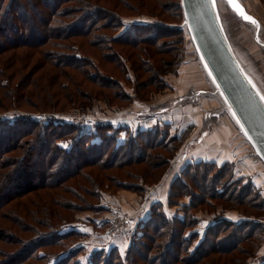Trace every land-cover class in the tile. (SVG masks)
Returning <instances> with one entry per match:
<instances>
[{
    "label": "trees",
    "instance_id": "trees-1",
    "mask_svg": "<svg viewBox=\"0 0 264 264\" xmlns=\"http://www.w3.org/2000/svg\"><path fill=\"white\" fill-rule=\"evenodd\" d=\"M121 1L123 2V0H117V4H121ZM262 1L264 2V0ZM171 4L174 11L172 10L173 7H170L169 13L166 14H175L176 17L181 15L178 1ZM111 7H114V4ZM13 11L14 16L7 14L13 13ZM122 17L123 15L120 13L102 4H93L87 0H0V54L13 48V46L25 45L33 48L47 46L40 50V54L43 55L42 63L46 66L57 67L59 71L66 73L63 77L74 86L73 90L69 92L70 96L67 102L76 106L83 103L87 105L92 95L90 93L80 94V91L77 90V86L80 84L79 76H83L85 69L88 70L90 65L93 67V64L88 65V61L82 56L81 48L83 46L91 48L101 46L100 48L103 49L105 57L108 60L113 59L110 60L115 63L113 68L119 67L120 70L124 67L122 66L123 63L121 64V61L117 59L118 53H115L112 46L103 45L105 41L117 45L127 43L131 46H146L150 48V51L145 48L139 49L146 57L143 70H151L152 73L159 75L170 72V70L158 69L153 63L154 61H150L152 57L155 54L163 53L165 51L164 46L169 45V43L174 46L179 45L180 50L183 47L184 32L181 29L173 28V23L164 19L159 21L160 23H134L131 25L130 31L121 32ZM109 29H114L113 32H117L111 36L102 32ZM153 30L154 32H152ZM158 30L168 31V33L160 35L157 32ZM170 34L171 36L175 34L174 36L177 38L168 42L163 37L170 36ZM177 35H179V38ZM76 38L79 40H74ZM80 38L83 41H80ZM109 55L112 57H109ZM172 55V59L166 60L169 61L168 64L163 63L165 60L162 58L157 61L161 62V65L171 66L176 60L180 59L182 52L177 54L174 52ZM130 56L128 55L129 58ZM90 57L92 58V55ZM29 62L30 60L24 61V65L27 66ZM137 68L133 67L135 71ZM110 69L111 67H107L108 71ZM104 72L107 74L105 79H102V77L100 80H95V73H90L85 78L98 81L96 84L111 91L114 90V86L118 88L117 80L111 81L113 77L112 70L109 72L104 70ZM107 79L108 81H103ZM48 81L49 79H46V82ZM112 95L114 93L107 95L105 93L106 101L112 100V98H108ZM76 98L82 99L83 103L76 102ZM7 112L9 110L0 113L4 115ZM47 112L49 113V111L37 112V115L43 116ZM38 118L40 119L36 117L28 119L30 121H27V132H23L25 129H20L16 124L22 122L20 119L27 120V117L21 116L12 122L5 120L7 124L3 126L6 127L2 126L4 129H0V243L7 247L16 246L14 250H8L6 247L0 246V264H42L51 253L42 250L45 245L60 244L64 247V239L70 236L77 238L80 236L81 233L74 228L63 230L68 223H71V221H67L71 218L69 211L75 209L72 200L66 199L70 195L73 199L84 201L85 197L81 195V190L98 198L97 191L102 189L100 188V182L103 178L98 177L101 174L100 171L96 174V178H92L89 172H81L83 167L96 165L97 168L103 170L115 169L116 172H113V176H110L108 180L111 184H113L112 180L116 181L114 185L117 190L122 188L137 190L136 192L143 195L146 187L160 180L175 156L179 143H182L180 140L184 139L179 140L180 136L175 133L171 134L169 124L165 121V124L139 128L134 133L130 132L124 124L115 127L111 123L101 122L96 126V132L98 131L101 134L97 140L93 139L95 138L93 131L82 129L78 124L55 119L53 116V120L51 119L53 122L49 120L47 123L43 121V117ZM123 129L127 131L125 138L123 141H118L119 132ZM21 133L30 134V140L18 144L16 139L22 135ZM187 134L186 131L183 137H186ZM43 136H46V138H42ZM11 138H13L12 142L9 141ZM58 138L70 139L71 145L63 149L56 142ZM36 145L43 147L45 151L42 152V157L39 159L36 157L29 163L26 157L31 153V148L34 149ZM24 146V151L7 157L4 156L6 153H12ZM84 147L90 153L98 150L97 154L95 156L90 155L82 162L78 161L70 167L71 160H79V157H82L81 152L85 149ZM38 153L39 157L40 152ZM58 158L59 160L62 158L64 161H58L52 166L55 159ZM38 160L39 163L47 164L42 171L32 166H37ZM213 169L216 171L209 179L208 173L212 172ZM231 170L230 164L226 162L216 164L213 161L200 160L186 163L180 173L172 180L166 203L161 201L151 203L149 216L141 220L139 223L140 230L135 231L136 233L131 236V242L126 249V256L122 257L123 260L126 259L128 263L132 262L134 264H141L143 260L149 261L146 264H151V261H153L152 264H176L179 262L195 264L213 254L208 264H233L234 262L250 264L249 258L253 257L261 246V236L258 234H262L263 229H259L261 226L257 220L264 216V202L261 197H258V193H250L255 190L253 185L250 184L251 182L243 183L242 178L231 180ZM199 172H202L201 176H204L202 179L207 183L206 190L201 187L200 191L206 192V195L195 197L188 191L194 199L191 198L190 202L180 205V196L183 197L187 193L185 186L189 183V180L194 182ZM78 176L86 182H91V184L95 182V186L87 191L85 189L87 187L84 188V183L79 182V180L69 183L72 178ZM125 176L128 179H125ZM244 178L249 179L247 176ZM32 179H35V181H32ZM131 179H134V181ZM238 182L242 183L239 193L235 192L238 186L228 190L231 184ZM219 184H222L221 189L217 187ZM30 193L33 194L30 195ZM111 193L113 192L111 191ZM14 198H17L14 200L15 202L10 203ZM211 200L229 201L235 207L244 205L255 209L258 213L254 216H246L242 213L243 216L241 217L243 218L239 220L224 218L220 215L212 216V219L215 220L214 223L207 227L205 234H202L200 238L197 232L192 229L199 219L194 215V212L197 205L209 206L208 201ZM85 201L87 203V200ZM165 204L168 207L179 205L180 208L177 207L176 214L168 215ZM4 206H6L5 209H3ZM93 207L102 206L93 205ZM223 208H228V206ZM64 209L67 212L60 211ZM180 210L184 213L183 216L179 215ZM45 219L49 221L45 223L43 221ZM31 222L35 224L37 222L42 227L31 229ZM178 227L181 228L178 229ZM188 228L190 229L186 230ZM27 231H31L33 235L27 237L21 234ZM211 231L213 232L211 233ZM211 236L212 238L216 237V242L212 241L206 247L207 240ZM149 240L156 241L153 245V251L152 245L148 242ZM257 240L260 244H257ZM194 241H196L195 246H193ZM244 243L248 247H242ZM142 248L151 250L152 253ZM80 250L82 249L75 247L62 257L57 254V256L54 255L60 258L59 262L54 264L67 263V259L70 257L76 258L81 252ZM253 250L256 251L253 252ZM237 252L242 253V256L246 254V257L231 256L232 253ZM117 253H119L117 248H110L101 252L94 250L90 259L92 261L99 256V258H102V264H117L118 262H114L115 260H122ZM166 253H170L171 257L168 258ZM229 256L231 258H227ZM72 264L81 263L74 260Z\"/></svg>",
    "mask_w": 264,
    "mask_h": 264
},
{
    "label": "rangeland",
    "instance_id": "rangeland-1",
    "mask_svg": "<svg viewBox=\"0 0 264 264\" xmlns=\"http://www.w3.org/2000/svg\"><path fill=\"white\" fill-rule=\"evenodd\" d=\"M91 1V3L95 4H102L109 9H112L121 15H123L121 21L123 22V25L120 28L121 32H124L126 30L130 31V27L134 23H155L159 21H162L163 19L165 21H168L170 23H173V26L178 25L181 21L182 16L179 15L178 17L175 16V14H169V8L173 7L171 3L176 2L180 0H123L121 1V4H117V0H87ZM249 2V6L251 9H253L257 14H259L264 19V9L262 8L264 5V2L262 0H247ZM263 3V4H262ZM114 4V7H111ZM174 11V7L172 9ZM9 16H14L13 13H7ZM28 20V19H27ZM28 23V22H27ZM8 30V29H7ZM114 30V29H113ZM113 30H105L102 32H105V34H109L110 36L117 32H113ZM101 32V33H102ZM120 32V33H121ZM154 32V30L152 31ZM158 34H164L168 33V31H162L158 30ZM139 33V32H137ZM136 33V34H137ZM103 35V33H102ZM166 36L163 37L168 42H171L176 36ZM179 38V35H177ZM110 38V37H109ZM78 41L79 39H74ZM80 41H83L82 38H80ZM183 47L180 50L181 47L179 45L174 46L171 43L169 45H165V51L163 53L155 54L152 59L150 60L153 62L158 69L161 70H167L169 69L170 72L163 73L161 75L152 73L150 71H144V59L146 57L144 54L141 53V50L145 48L146 50L150 51V48H147L143 45H136L131 46L126 44H113L109 41H105L103 45L105 46H112V49L117 52L119 56H117V59L121 61V64L123 63L124 69L120 70L118 68H113V64H115L112 58L108 60L105 57V53L101 46L96 47H86L83 46L81 48V51L83 52V58L85 57L86 61H88V65L93 64V67H88L85 69V74L80 77V84L77 86V90L80 91V94L90 93L92 97L88 100L87 105L83 103L82 99H77L76 102H82L83 104H80L78 106L72 105L71 103L67 102L69 95V92L73 90L74 86L71 85V82L65 79L63 76L66 75V73H62L57 69V67H50L46 66L42 63L43 61V55L40 54V50L43 47H27L25 45L22 46H13V48L7 49L4 53L0 54V112L4 110H9L6 114L2 115L0 113V129H4L3 126L5 123V120H10L11 122L17 118L21 117H27L26 119H20L22 122H14L18 124L20 129H25L23 132H27L28 130V124L27 121H30L28 119H34L35 117L37 119H40L38 117H43V121L47 123L49 120L52 121L53 118L55 119H61L65 122H70L74 124H78L82 127V129H87L89 131H93V136L97 139L100 138L101 134L96 132V126L100 124L101 122L104 123H111L113 126H119L124 124L127 126L130 130V132L134 133L136 130L140 128V126L146 127V126H154L158 124L164 123V121L169 124L170 133L171 134H177V136H180L179 140L181 138H184V134L186 131L188 132L189 129H192V125L194 124L195 119L191 113H176L169 116H164L161 118H147L142 119L139 114H135L136 111L143 108L145 105L154 104L157 102L163 101L167 95L171 94L173 92V88L178 86L180 83V72L183 71L184 65L182 63L185 54H187V48L185 45V42L183 40ZM111 44V45H109ZM50 48V47H48ZM153 48V47H152ZM154 49V48H153ZM180 53L182 52V55L179 60H176L175 63L170 65H161V62L157 61L159 59L165 60L163 63L168 64L169 61L173 57V53ZM92 55V58L90 57ZM85 55V56H84ZM90 55V56H89ZM128 55H131L130 58ZM143 56V57H142ZM109 57H112L109 55ZM143 59V60H142ZM30 60L29 64L27 66L24 65V61ZM116 60V59H115ZM134 61V63H133ZM149 61V62H150ZM147 62V61H146ZM111 67L110 70H112V79L111 81L117 80L118 82V88H115L114 90H110L108 88L100 87L96 82L91 79H86L85 76L88 74L95 73V80H100L106 78V75L104 70L109 72L107 70ZM138 66V68H137ZM133 67H136V71L133 69ZM141 67V68H140ZM114 69V70H113ZM104 72H102V71ZM3 72V74H1ZM89 76V75H88ZM8 78V79H7ZM46 79H49L48 82H46ZM6 80V81H5ZM103 81H108L103 80ZM6 82V84H4ZM4 84V85H3ZM105 93L111 94L114 93V95L109 96L108 98H112V100L106 101L105 99ZM103 94V95H102ZM91 101V102H90ZM41 111H49L47 114H44L43 116L37 115V112ZM175 113V112H174ZM52 119V120H51ZM141 119V120H140ZM53 122V121H52ZM144 123V124H143ZM165 124V123H164ZM3 126V127H2ZM27 127V128H26ZM31 127V126H30ZM141 127V128H143ZM191 127V128H190ZM31 129V128H30ZM29 129V130H30ZM6 131V130H4ZM22 132V131H21ZM108 132V131H107ZM125 129L121 130L119 132V136L117 138L118 141H123L126 135ZM33 133V132H31ZM189 133V132H188ZM22 134V133H21ZM22 134L20 137H17L16 141L18 144H22L27 140V142L30 140L31 135L30 134ZM42 138H46V136H43ZM13 138L9 139L10 142H12ZM180 140L182 143L185 140ZM20 140V143H19ZM57 144H59L63 149L68 148L69 145H71L70 139H57ZM182 143H179L178 149L182 146ZM36 144V143H35ZM27 145V144H26ZM39 146V145H38ZM37 145L34 147V149L31 148V153L28 154L26 157L27 161L31 163L36 157L39 159L43 156L42 152L45 151L43 147H38ZM88 147V146H87ZM212 147V146H209ZM24 148H19L16 151H13L12 153H6L4 154L5 157L13 155L17 152L24 151ZM85 148V147H84ZM178 149L176 150L175 156L173 157L172 161L177 160L178 156ZM214 149H206V151L202 152H210ZM98 150H94L92 153L85 148L83 149L82 157H79V160L73 159L70 161V167L76 164L78 161L82 162L86 158H88L90 155L95 156ZM215 151H219L215 148ZM222 152L225 154L228 153L229 159L221 161V163L216 162V164H224L229 163L230 168H232V178H242L243 183L245 182H251L250 184L253 185V188L255 190H252L250 193H258V197L262 198L264 202V179L253 177L251 176V170L252 168L256 169L258 172L261 171V166L253 165L252 162L250 163L252 168L250 166L245 165L244 163L235 160V156L232 153V155L229 154V151L227 148L221 149ZM40 152V156L38 157ZM20 154V153H18ZM195 154V155H201ZM26 155V154H25ZM79 156V155H78ZM180 157V156H179ZM193 158H197V156H193ZM223 159V158H221ZM58 161L62 162L64 159L59 158L55 159L52 166H54ZM205 161V160H202ZM180 162V161H179ZM184 162V163H183ZM182 166H185L186 162H192L190 159L189 161H183ZM195 162V161H194ZM209 162V161H208ZM179 166V163H176ZM51 164L49 163V166ZM37 170L42 171L47 164L39 163L38 165L34 166ZM226 166V165H225ZM109 168V167H107ZM132 168V167H131ZM173 167L171 162L169 163L168 167L166 168L164 174L160 178V180H164V182H168L169 180L172 182L173 178ZM172 170V171H171ZM101 172V174L98 175V177H103L101 179V187L102 189H99L97 191V197L88 195V193L80 191L81 195L85 197L86 201H80L77 199L71 198L69 195L68 199L66 200H72L74 203L75 209L69 211L71 214L70 220L71 223H68L67 226L63 228L64 231L74 228L78 230L81 234L80 236L73 237L70 236L66 239H64L65 246H60V244L47 246L45 245L42 250L51 252L45 260L42 262V264H54L58 263L59 256L62 257L65 254L69 252V250L77 248H81V252L77 257H70L67 260V263L65 264H72L74 260L76 262L81 264H102V258H99V256L95 257L91 261V255L93 254L94 250H99V252L103 250H108L110 248H117L119 253H117L118 257L122 260L114 262H118L117 264H134V263H128V261L125 259L123 260V256H126L127 254V247L129 246L131 242V236L133 233H136L135 231H139V219L143 217L148 212V204L151 201H146L145 203H141L143 199H139L134 196V198L125 199V198H119V200L116 201V204L112 205L111 202H107V194H114L121 190H128L131 193H136L138 197H144L145 192L143 195L141 193L136 192L131 189H118L114 185L116 181L112 180V183L108 180L110 176H113V172H116L115 169H99L96 165L92 166H86L83 167L82 171L83 173L89 172L90 175H92V178H96V174ZM216 170L213 169L212 172H207L209 175V179L212 178L213 172ZM202 172H199L198 175L195 177L194 182L189 180V183H187L186 187V195L184 194L183 197L180 196L179 204H185L190 202L192 199V196L189 193H192L195 197L199 196H205L206 192H201L200 188L204 187L205 190L207 188V183L202 179L204 177L201 176ZM261 175V174H259ZM241 176V177H240ZM248 177L249 179H246L244 177ZM262 176V175H261ZM79 177V176H78ZM72 178L69 183L76 182V180L81 181L84 183L83 187L87 191L88 189H92L93 186H95V182H86L82 178L79 177ZM172 177V178H171ZM263 177V176H262ZM125 179H128V177L125 176ZM134 181V179H131ZM159 180V181H160ZM32 181H35V179H32ZM158 181V182H159ZM222 181V180H221ZM156 184V183H155ZM242 183H233L228 188L231 189L234 186H238L236 189V193H239V189L241 187ZM67 185V183H66ZM154 185V184H153ZM222 184L217 185V187L220 188ZM222 187V186H221ZM148 187H146L147 190ZM221 189V188H220ZM204 190V191H205ZM111 191L113 193H111ZM189 191V193H188ZM41 192V191H40ZM33 193H30L32 195ZM68 195V193H66ZM251 196V195H249ZM83 197V198H84ZM192 198V199H191ZM14 198L11 202H13ZM196 199V198H195ZM15 202V201H14ZM133 202V203H132ZM9 203V204H10ZM106 204V205H105ZM209 206L205 205H197L194 215L199 218L196 225L193 226V230L197 232V235L202 236V234H205V231L207 227L214 223V219H212V216H224V218H229L232 220H239L243 217L242 213L246 216H254L256 213L255 209H252L251 207H247L244 205L236 206L232 205V202L229 201H221V200H211L208 201ZM93 205L102 206V207H93ZM131 205V206H129ZM150 205V204H149ZM232 205V206H231ZM7 206V205H6ZM4 206L3 209L6 208ZM225 206H228V208H223ZM231 206V207H229ZM178 208L179 205L177 206ZM209 207V208H208ZM130 208V209H129ZM62 212H67L66 209L60 210ZM181 214L180 216H183V212L180 210ZM259 220V221H258ZM258 222L260 224L259 229H263L262 234H258L261 236V246L259 249H257L255 255L251 258H249L250 262H254L255 258L260 257L261 254L264 253V225L260 223V220H264V216L262 218H258ZM45 223L48 222V219L43 220ZM78 221V222H76ZM79 224V225H77ZM115 225L112 230H110V226ZM42 227L41 224L33 223L31 222L30 228H40ZM181 227H178L180 229ZM191 228V227H190ZM190 228L186 229L189 230ZM213 231H211L212 233ZM24 236L31 237L33 233L31 231H27L24 233ZM26 237V238H27ZM197 238V236H196ZM201 238V237H200ZM215 238V239H214ZM207 240L208 247L212 241L216 242V237H214ZM219 239V237H218ZM196 240V239H195ZM218 241V240H217ZM62 242V241H61ZM150 245H152V251L154 250L153 245L156 243L155 240L148 241ZM194 241L193 246L196 245ZM68 243V244H66ZM259 243V240H257V244ZM180 244V243H179ZM260 244V243H259ZM0 246L6 247L8 250H14L16 246L13 247L5 246L2 243H0ZM114 246V247H113ZM242 247H248L246 243L242 245ZM143 250H146L148 252L152 251L142 248ZM253 250V252H255ZM55 252V253H54ZM58 257H55L57 255ZM168 258L171 257L170 253H166ZM242 253H232L231 256L237 257L240 256L242 258L246 257L245 255H241ZM55 255V256H54ZM132 255V254H131ZM213 255V254H212ZM212 255L205 257L203 260H201L198 263L195 264H208V262L211 260ZM184 256V255H183ZM231 256L227 258H231ZM247 258V259H248ZM93 262V263H91ZM149 263V261H141V264ZM222 262V260H221ZM153 261H151V264ZM113 264V263H111ZM140 264V263H139ZM176 264H185L182 262L176 263ZM232 264V263H231ZM233 264H238L234 262ZM255 264V263H254Z\"/></svg>",
    "mask_w": 264,
    "mask_h": 264
},
{
    "label": "water",
    "instance_id": "water-1",
    "mask_svg": "<svg viewBox=\"0 0 264 264\" xmlns=\"http://www.w3.org/2000/svg\"><path fill=\"white\" fill-rule=\"evenodd\" d=\"M235 3L256 23L244 19L229 0L179 1L182 18L173 28L183 30L186 60L197 64L195 73L200 74L203 85L192 88L188 97L168 98L166 108L160 106L157 110L163 113L183 104L200 106L202 96L209 98L213 104L196 113L200 127L197 135L184 144L182 157L202 143L211 126L227 121L237 130L239 152L253 165L262 167L254 172L264 179V86L257 68L260 66L248 63L236 40L241 33H248L264 49V39L261 24L243 1ZM260 223L264 225V220ZM254 263L263 264L264 253L250 262Z\"/></svg>",
    "mask_w": 264,
    "mask_h": 264
},
{
    "label": "crops",
    "instance_id": "crops-1",
    "mask_svg": "<svg viewBox=\"0 0 264 264\" xmlns=\"http://www.w3.org/2000/svg\"><path fill=\"white\" fill-rule=\"evenodd\" d=\"M242 1L245 4L247 10L261 24V27H262L261 32H262V36H263L262 38L264 39V19L259 14H257L253 9L250 8L249 2L247 0H242ZM262 8L264 9V5ZM236 40L239 41L238 46H239L241 52L245 53L244 56L248 57V59H247L248 63L250 65H252V64L257 65L258 64L260 66V67H257L258 72L260 74L257 72V70H256V72L259 74L260 80L264 86V49L261 46H258L254 42L252 36L248 33H241ZM186 56H187V54H185V57L182 61L183 65H184L183 71H181L179 73L180 74V83L178 86L173 88V92L171 94L167 95V97L163 101L157 102L154 104L145 105L143 108L136 111L135 114H139L141 116L140 118H142V119H147V118H161V117L173 115L176 113H180V114L191 113V115L195 118V119H193L194 124L192 125V129H189V131H188L189 133L187 134V136L184 139L185 141H183L182 146L178 149L179 153L177 156V160H176V158L173 161L171 160V164L173 167L172 170L174 172L172 175L173 178L176 175H178L180 173V171L182 170V168L184 167V166H182V164L184 163L183 161H189L191 159L192 161L205 160V161H213V162L221 163V161L228 160L230 158L228 153L225 154L224 152L221 151V149H225V148H227L230 155H232V153L234 154L235 160L240 161V162L244 163L245 165L250 166L252 168L249 161L239 152V149L237 146V141H236V138H237L236 128H234L227 121H225V122L218 121V123L215 126H213V127L211 126L210 132H208V131L206 132L202 143L197 144L194 147H192L191 150L187 153V155H185V157H182L181 152L183 150L184 144L187 142V140H189L190 138H193L197 135L199 127H200V120L197 119L196 113L197 112L200 113L199 110L202 109L201 107L209 108V106L213 104L212 100L202 96V98H201L202 99L201 100L202 105H200V106L192 105V104H190V105L183 104V105L177 106L176 108L171 109L170 111H166L163 113H159V111L157 110V108H159L160 106H164L166 108V105H167L166 101L168 98H171L172 96L173 97H175V96L180 97L181 96V98L188 97L189 91L192 90V88L198 89L199 87H201L203 85V81H201L200 74L195 73V70L198 69L197 64L194 63L193 61L192 62L187 61ZM192 70H193V72H192ZM167 108H169V107H167ZM150 126H146V127L140 126V128L141 127L147 128ZM209 146H212V147H209ZM209 148L214 149V150L210 151V152H202L204 150L206 151V149H209ZM215 148L218 149L219 151H215ZM197 153L198 154L202 153V154L201 155H195ZM193 156H197V158H193ZM221 158H223V159H221ZM179 161L181 163L182 162L183 163L180 164ZM176 163H179V166H176V165H178ZM186 163H188V162H186ZM254 170H255V168L254 169L252 168L251 176L258 177L260 179L261 176L258 173L254 172ZM170 184H171L170 180L168 182H166V181L164 182V180L161 179L156 184L148 186L144 197H141V198L138 197L136 193H131L128 190H121V191H118L117 193H114V194H107V196H108L107 202L112 201V205H114V204H116V201L119 200L120 197L128 200L130 198H134V196H135V197L139 198L140 200L143 199L141 201V203H145L148 200L151 201L149 203L150 205L154 201H161L163 203H166ZM149 204H148L147 214H145L143 217H141L139 219V222L141 220L146 219L149 216V214H148V213H150L149 212V209H150ZM129 206H131V205H129ZM165 210H166L168 215H174V214H176L177 207H175V206L168 207L165 204ZM179 214H181V212H179ZM76 222H78V221H76ZM77 225H79V224H77Z\"/></svg>",
    "mask_w": 264,
    "mask_h": 264
},
{
    "label": "snow or ice",
    "instance_id": "snow-or-ice-1",
    "mask_svg": "<svg viewBox=\"0 0 264 264\" xmlns=\"http://www.w3.org/2000/svg\"><path fill=\"white\" fill-rule=\"evenodd\" d=\"M229 3H231L233 7L236 8V10L244 17V19H247L252 23H256V21L253 18L247 16V14L243 12V10L239 7V5L235 3V0H229Z\"/></svg>",
    "mask_w": 264,
    "mask_h": 264
},
{
    "label": "built area",
    "instance_id": "built-area-1",
    "mask_svg": "<svg viewBox=\"0 0 264 264\" xmlns=\"http://www.w3.org/2000/svg\"><path fill=\"white\" fill-rule=\"evenodd\" d=\"M114 226H115V225H114ZM114 226H113V225H111V226H110V227H111V228H110V230H112V229L114 228Z\"/></svg>",
    "mask_w": 264,
    "mask_h": 264
}]
</instances>
